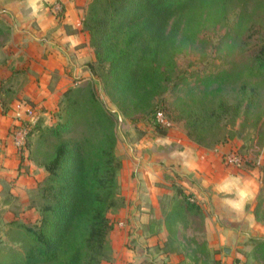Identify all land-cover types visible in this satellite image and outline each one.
I'll return each mask as SVG.
<instances>
[{
	"label": "trees",
	"instance_id": "16d2710c",
	"mask_svg": "<svg viewBox=\"0 0 264 264\" xmlns=\"http://www.w3.org/2000/svg\"><path fill=\"white\" fill-rule=\"evenodd\" d=\"M192 0H92L89 2L82 28L89 35L95 63L89 66L92 75L100 70L109 79L115 92L120 112L142 111L146 116L163 112L164 92L186 84V78L174 75L175 55L182 51L172 34L164 33V23L175 9ZM256 0H203L215 23L222 22L225 32L218 45L223 52L219 72L203 68L190 74L191 83L201 87V97H192L198 107L215 123L245 119L258 99L264 84V23L251 24ZM237 8L235 19L228 23L230 9ZM63 15V9L55 14ZM256 39L249 61L236 71L225 63L234 49L239 53L251 39ZM235 50V51H236ZM206 69V70H205ZM256 80L257 82H252ZM241 81L239 97L230 104L220 97L226 86ZM217 85L210 90L212 85ZM89 82L68 89L58 104V122L49 127L35 126L28 131L21 153L26 151L27 138L37 132L36 147L53 143V150L44 163L46 177L39 186L43 200L40 220L36 227H26L23 255L7 264H102L109 261V234L112 223L109 214L119 208L117 175L121 161L115 155L117 145L113 114L97 99L93 89L80 103L82 92ZM217 96V97H216ZM211 97L210 100H205ZM190 127L200 124L197 112L187 106ZM242 110V113H241ZM169 111V110H168ZM166 119L165 115L163 114ZM83 118L85 130L75 136L77 122ZM167 121V120H166ZM192 125V126H191ZM228 124L222 127L227 129ZM192 140V139H190ZM227 140L223 132L206 147L214 149ZM224 157V156H223ZM222 157V158H223ZM177 204L168 217V226L179 217L191 215L202 220L199 207L191 195L177 192ZM154 216L147 225L150 228ZM260 245V242H255ZM253 243V244H255Z\"/></svg>",
	"mask_w": 264,
	"mask_h": 264
},
{
	"label": "crops",
	"instance_id": "0c3cea01",
	"mask_svg": "<svg viewBox=\"0 0 264 264\" xmlns=\"http://www.w3.org/2000/svg\"><path fill=\"white\" fill-rule=\"evenodd\" d=\"M55 1L63 9L59 18L51 9ZM89 1L0 0V37L7 36L0 40V195L6 187L14 195L32 187V178L18 171L30 164L16 146L25 110L47 115L68 89L92 78L95 56L82 28ZM223 154L172 131L128 145L117 175L120 206L109 214L110 259L102 264H202L170 247L163 220L172 208L162 213V203L174 199L173 186L199 207L212 264H257L255 242L264 247L260 174L226 166ZM155 203L156 232H147Z\"/></svg>",
	"mask_w": 264,
	"mask_h": 264
},
{
	"label": "rangeland",
	"instance_id": "374dc122",
	"mask_svg": "<svg viewBox=\"0 0 264 264\" xmlns=\"http://www.w3.org/2000/svg\"><path fill=\"white\" fill-rule=\"evenodd\" d=\"M92 1V0H90ZM89 1V2H90ZM203 0H192L179 9H175L164 23V33L172 34L175 37L176 44L182 47V51L174 57L176 69L174 75L178 78L185 77L186 84L179 85L176 89L164 92L162 96L156 98V102L163 99L165 102L163 114L166 117L168 125L166 127H156L151 121L153 114L146 116L142 111H127L122 114L120 112L118 98L111 88L109 79L104 76L100 70L96 75H92L85 82H89L88 88L82 92L80 103L83 105L87 99V91L93 89L97 99L104 105L111 114L115 122L117 145L115 148L116 157L122 160L128 157V145H135L137 141L143 138L155 139L156 133L161 134L172 131L175 135L185 136L188 139L200 140L202 145L208 147L214 140L221 138L223 132L227 133V140L215 145L213 148L219 147L224 150V154L235 153L241 160V167L238 169L246 171H254L260 174L262 189L260 193V202L264 204V84L260 85L258 90V99L254 104L251 113L242 119L238 118L234 125L229 122L215 123L212 119L207 118L203 112L198 113V107L191 104L192 97H201L203 99L204 92L201 87H195L191 83L190 74L193 72H201L203 68H208L214 64L211 70L219 72V65L223 63V52L218 45L220 37L225 32L222 22L215 23L212 19L211 11L202 5ZM208 1V0H207ZM89 4V3H88ZM230 9L228 23H232L235 19L237 8ZM252 10L251 24L261 25L264 23V0H256ZM7 38L6 34L1 35V42ZM256 39H251L245 49L239 53L234 52L225 60V66L229 67L233 72L243 67L249 61L252 48L255 47ZM236 50V51H235ZM206 70V69H205ZM252 82L256 83V80ZM82 82L81 84H83ZM78 84L76 87L80 86ZM241 81L233 82L226 86L220 94V97L230 104H234L239 95V87ZM217 85H212L210 90H214ZM217 97V96H216ZM207 97L205 100H210ZM212 100V99H211ZM1 101V97H0ZM187 106L197 112L200 124L190 127V118L187 115ZM169 110V111H168ZM32 119H22L21 122L27 124V132L35 126L49 127L58 122V108L50 111L47 115H35L32 111ZM242 113V110H241ZM28 115V114H27ZM228 124L227 129L222 127ZM192 126V125H191ZM85 130L84 120L81 117L77 122L75 136H79ZM38 138L37 132H34L27 138V159L29 165H21L18 168L19 176L31 177L32 187L24 189L23 194L14 195L9 187L3 188L0 195V264H7L16 259L19 255H23L26 245V227H36L40 220V207L43 200L39 194V186L46 177L44 163L47 156L53 150V143L45 144L42 148L36 147ZM19 139V137H18ZM21 152V150H18ZM222 156V157H223ZM24 158V156L22 157ZM32 166V167H30ZM33 170L32 176L31 169ZM173 198L163 199L165 210L176 207L178 202L177 192L179 187L173 186ZM119 200V192L117 195ZM151 212L154 214V220L151 222L150 228H146L147 232H156V203L152 206ZM264 213V209H262ZM164 219V218H163ZM121 221L116 222V226ZM123 223V221H122ZM166 225L168 221L164 222ZM169 227L170 240H172L171 248L182 250L183 256L189 259H201L202 264H212L213 257L211 252L206 250V242L204 241L203 222L201 219L194 218L191 215L179 217L177 223ZM254 250V249H253ZM253 256V254H252ZM255 256L259 258L257 264H264V247L256 246Z\"/></svg>",
	"mask_w": 264,
	"mask_h": 264
},
{
	"label": "built area",
	"instance_id": "2783aa9c",
	"mask_svg": "<svg viewBox=\"0 0 264 264\" xmlns=\"http://www.w3.org/2000/svg\"><path fill=\"white\" fill-rule=\"evenodd\" d=\"M51 9L53 10L54 14H56L57 12H59L61 10V4L58 1H55L54 3L51 4ZM32 110L30 109H26L25 110V115H27L28 117V121H30L29 119H31L32 117ZM151 123L156 126V127H166L168 125L166 119L163 116V113L158 111L153 115V119L151 121ZM27 124H25V122H21L18 125V132H17V136L19 137V139L16 142V146L19 150H22V148L24 147L25 144V138L27 135ZM223 163L226 166H230V167H234V168H240L241 167V160L240 158L235 154V153H231L228 155H225L222 158ZM122 223H119L117 226H122ZM233 264H238V263H233Z\"/></svg>",
	"mask_w": 264,
	"mask_h": 264
},
{
	"label": "water",
	"instance_id": "95a60500",
	"mask_svg": "<svg viewBox=\"0 0 264 264\" xmlns=\"http://www.w3.org/2000/svg\"><path fill=\"white\" fill-rule=\"evenodd\" d=\"M227 254H228V250L227 251H225Z\"/></svg>",
	"mask_w": 264,
	"mask_h": 264
}]
</instances>
